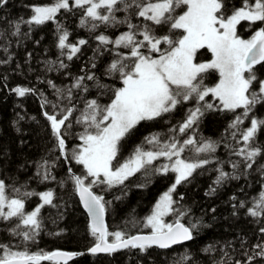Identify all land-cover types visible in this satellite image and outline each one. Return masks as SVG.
I'll return each instance as SVG.
<instances>
[{"label":"trees","instance_id":"16d2710c","mask_svg":"<svg viewBox=\"0 0 264 264\" xmlns=\"http://www.w3.org/2000/svg\"><path fill=\"white\" fill-rule=\"evenodd\" d=\"M51 2L52 0H9L0 9V33L4 34L0 38V61H3L0 63V179L10 186L7 190L10 197L25 200L26 212L34 210L43 201L39 195L24 197V192H53L52 205H45L41 209L42 229L35 243L24 242L22 236L12 235V229L20 223L18 219L12 218L0 219V244H10L14 251L24 250L26 245L29 252L63 250L82 253L68 264H177L185 256L188 259L182 261V264H237V261L248 264L250 256L254 257L251 264H264V257L255 255L260 251L255 246L264 243V233L260 232L264 228V216L257 218L248 214L254 198L264 191V175L257 171L259 165L264 164V157H257L252 169H245L241 163L240 168L234 170L231 164L242 159L233 152L245 147L241 133L250 127L251 119L264 120V104H258L238 129L230 128L229 125L243 110L232 112L222 110L220 106L205 111L192 128L180 133L178 128L186 119L188 110L196 106L194 100L178 105L175 110L159 118L140 122L121 141L117 156L119 163L132 157L137 147L145 151H155L154 145L146 140L154 135L161 142L168 141L173 136L181 142L188 137H193L197 142H215L214 152L201 153L199 156L200 159L207 158L212 162L198 168L172 194L176 201L173 207L187 213L181 222L186 226L197 225L193 231L194 239L169 249L153 246L144 252L131 248L102 254L88 251L96 240L90 233L88 216L80 203L75 182L71 179L72 175L86 176L83 166L71 159L72 150L82 143L79 134L84 130V126L75 123V119L79 117L87 101L96 99L101 105H107L113 98V90L122 87L119 75H110L108 69L113 60L117 59L116 51L127 54L130 49H114L111 44L101 45L96 36L104 34L115 39L129 29L126 24H120L115 27L101 25L95 31H89L88 28L80 26L83 15L81 9L73 8L71 12L61 10L56 19L69 32L68 42L76 43L79 39L88 41L71 61L67 60L66 55L60 54L61 50L57 47L59 33L54 22L42 26L33 25L31 30L28 25L21 24V34L11 35L15 29L10 22L21 18L27 20L32 15V6ZM231 3L239 7L241 0H231ZM180 12L181 9H177V13ZM116 15L123 19L127 13L118 12ZM132 23L142 25L151 22L135 16L133 10ZM154 27L158 36L169 34L167 25ZM261 27H264V23L242 21L237 26L238 35L242 38L250 37ZM181 31L174 30L171 34L179 36ZM137 39L142 37L138 36ZM210 57L211 53L203 50L199 59L206 61ZM59 60H63L68 67L59 68ZM255 67L258 78L264 79V65ZM89 74H94L95 79H85L83 82L88 88L87 92L83 88L72 87L77 77ZM218 81L219 74L210 72L204 83L212 87ZM18 86L35 89V92L19 97L11 91ZM69 88L72 89L71 102L67 98L61 99L57 92L60 89L66 97ZM205 99L219 106V101L211 96ZM45 100L49 103L42 107ZM53 103L57 104L55 110L51 106ZM73 106L75 109L69 118L72 127L67 129L65 136L66 159L57 146L50 122L44 113L56 114L60 108ZM173 129L176 131H172ZM233 132L236 133L235 138ZM250 143L264 148V127L258 129ZM191 147L185 149L181 158L194 155L189 150ZM44 160L49 162V171L55 179L44 180L42 175H37L38 171L43 172V169L38 168V162ZM170 163L167 158L159 157L151 165H146L130 176L123 184L93 186L92 191L103 196L106 202L105 214L109 232L123 231L128 235L148 232L144 226L146 218L161 194L174 183L176 175L171 171L156 172L155 169ZM218 168L229 174H238L239 178H228L217 185L214 181L219 174ZM92 179L94 178L87 177L85 184ZM13 187L20 188V193L13 192ZM212 188L215 189L214 192L210 191ZM241 201L244 202V207H240ZM166 219L174 222L177 215L170 213ZM24 230L26 229L22 225L17 229ZM111 238L110 236V241ZM41 264L54 262L42 261Z\"/></svg>","mask_w":264,"mask_h":264},{"label":"snow or ice","instance_id":"6c2138e0","mask_svg":"<svg viewBox=\"0 0 264 264\" xmlns=\"http://www.w3.org/2000/svg\"><path fill=\"white\" fill-rule=\"evenodd\" d=\"M8 2L9 0H0V9ZM73 8L83 11L79 23L89 31H95L101 25L115 27L120 24H126L129 29L115 39L104 34L96 36L101 45L111 44L114 49H130L127 54L116 51L117 59L113 60L108 69L110 75H119L122 87L113 90V98L107 105H101L96 99L87 101L85 108L75 119V123L83 125L84 130L79 134L82 143L72 150L71 159L83 166L86 176L72 175L71 179L74 180L80 200L91 217L90 233L96 242L88 251L93 254L113 253L131 248L144 252L153 246L169 249L173 245L193 240V231L197 225L186 226L181 222L187 213L173 207L176 201L172 193L198 168L212 162L207 158L200 159L199 156L201 153L214 152L215 142L203 140L197 142L193 137L181 142L174 136L168 141L161 142L154 135L146 140L154 145L155 151H145L137 147L133 156L123 163L117 160L119 146L140 122L159 118L190 100H194L196 106L188 110L186 119L178 128L180 133L192 128L205 111L220 106L222 110L232 112L237 109L243 110L229 125L230 128L238 129L258 104H264V79L258 78L255 67L264 65V27L255 31L250 39H242L237 31V26L242 21L264 23V0H241L239 7L231 3V0H71V2L52 0L51 3L32 6V15L29 19L21 18L10 22L15 29L11 35L21 34V24L28 25L31 30L33 25L42 26L54 22L59 33L57 47L61 50L60 54L66 55L67 60L71 61L81 52V46L88 41L79 39L76 43L68 42L69 32L56 17L61 10L71 12ZM177 9H181V12L177 13ZM133 10L135 16L151 23L133 24ZM118 12L127 15L120 19L116 15ZM164 25L168 26L169 34L158 36L154 26ZM174 30L182 31L179 36H174L171 34ZM3 35L0 33V38ZM138 36L142 39H137ZM203 50L211 53V57L201 62L199 56ZM67 67L63 60H59V68ZM92 67H95L94 63ZM210 72L219 74L218 83L212 87L204 83ZM85 79L94 80V74L77 77L72 87L83 88V91L87 92L88 88L83 83ZM48 83L55 88L51 81ZM11 91L19 97H24L28 93H34L35 89L18 86ZM57 92L60 93L61 99L67 98L71 102V88L67 90L66 97L60 89H57ZM209 96L218 100L219 106L205 99ZM48 103L45 100L41 106L44 107ZM51 106L54 110L57 108L55 103ZM74 109L75 106L60 108L56 114L44 113L50 122L57 146L66 159L68 157L65 136L67 129L72 127L69 118L73 115ZM262 127L264 120L252 118L250 127L241 133L245 147L235 149L233 152L242 158L231 162L234 170H238L241 163L245 169H252L257 157H264V148L250 143L258 129ZM232 135L235 138L236 133L233 132ZM188 146H192L189 150L194 155L181 158V154ZM159 157H165L171 163L163 164L155 171L163 173L171 171L176 175L174 183L163 193L152 214L146 218L144 226L150 228V234L128 235L123 231L109 232L104 221L106 202L103 196L92 191L93 186L123 184L130 176L141 171L146 165H151ZM173 157L176 159L173 160ZM114 161H117L116 164ZM38 168L43 169V172L38 171L37 175H42L44 180L55 179L51 176L47 160L38 162ZM217 171L219 174L214 181L217 185L228 178H239L238 174H229L222 168H218ZM257 171L264 175V164H260ZM69 172L71 173V168ZM87 177L94 179L85 184ZM9 187L0 179V219H18L20 223L12 229V235L22 236L24 242L35 243L42 229L41 209L45 205H52L53 192L38 194L24 192L22 194L24 197L39 195L43 201L34 210L26 212L25 200L10 197L7 192ZM12 190L20 193V188L13 187ZM210 191L214 192L215 189L212 188ZM244 206V202L241 201L240 207ZM170 213L177 215V219L171 223L164 219ZM248 214L257 218L264 216V191L254 198L253 206L248 208ZM21 225L26 230L17 231ZM133 225L135 226V222ZM260 232L264 233V228H261ZM110 236L113 238L111 241ZM255 247L260 249L255 255L264 257V243ZM0 253H2L0 264H41L42 261L68 264L74 256L82 255L64 251L29 252L26 245L24 250L14 251L10 244H0ZM187 259V256L182 257L177 264H182V261ZM253 259L254 257H248V264H251ZM237 264L240 262L237 261Z\"/></svg>","mask_w":264,"mask_h":264},{"label":"water","instance_id":"95a60500","mask_svg":"<svg viewBox=\"0 0 264 264\" xmlns=\"http://www.w3.org/2000/svg\"><path fill=\"white\" fill-rule=\"evenodd\" d=\"M77 195H78V197H79V193L77 192ZM79 200H80V197H79ZM80 203H81V205H82V207H83V209H84V211L86 212V214H87V216H88V219H89V223L91 224V217L89 216V214H88V212H87V210L84 208V206H83V203H82V201L80 200ZM104 221H105V224L107 225V223H106V214L104 215ZM147 234H150V232H141V233H136V234H133V235H147ZM186 242H188V241H186ZM186 242H183V243H186ZM183 243H181V244H183ZM94 246V245H93ZM174 246V245H173ZM92 247V246H91ZM90 247V248H91ZM89 248V249H90ZM58 251H63V250H58ZM64 252H68V251H64ZM71 253H77V252H71ZM97 254H102V253H97ZM77 256V255H76ZM76 256H74L72 259H74ZM71 259V260H72ZM71 260H69V261H71ZM68 261V262H69Z\"/></svg>","mask_w":264,"mask_h":264},{"label":"rangeland","instance_id":"374dc122","mask_svg":"<svg viewBox=\"0 0 264 264\" xmlns=\"http://www.w3.org/2000/svg\"><path fill=\"white\" fill-rule=\"evenodd\" d=\"M256 31H257V30H256ZM254 33H255V32H254ZM254 33H253L252 35H254ZM252 35H251L250 37H247V38H242V37H241V38H242V39H250V38L252 37ZM200 61L203 62L202 60H200ZM217 83H218V82H217ZM174 160H175V159H174ZM122 163H123V162H122ZM86 184H88V183H86ZM170 187H171V186H170ZM170 187H169V188H170ZM169 188H168L166 191H168ZM166 191H164V192H166ZM164 192H163V193H164ZM163 193L161 194V196L163 195ZM172 194H173V193H172ZM161 196H160V197H161ZM160 197H159V199H160ZM159 199L156 201V203L159 201ZM156 203H155L154 206H153V209H152V211H151V214H152V212H153V210H154V207H155ZM151 214H150V215H151ZM164 219L166 220V222L171 223V221H170V220H167L166 217H165ZM147 231L150 232V228L147 227ZM112 239H113V238H111V240H112Z\"/></svg>","mask_w":264,"mask_h":264},{"label":"bare ground","instance_id":"6f19581e","mask_svg":"<svg viewBox=\"0 0 264 264\" xmlns=\"http://www.w3.org/2000/svg\"><path fill=\"white\" fill-rule=\"evenodd\" d=\"M260 26V25H259ZM248 28H250V27H248ZM257 28V27H256ZM213 81H214V79H213ZM161 139V138H160ZM164 139V138H163ZM165 140V139H164ZM209 170V169H208ZM209 176V175H208ZM206 178V177H205ZM250 180V179H249ZM253 180V179H252ZM236 183V182H235ZM258 188V187H257ZM102 189V188H101ZM246 189V188H245ZM248 189V188H247ZM100 190V189H99ZM98 190V191H99ZM103 190V189H102ZM114 191V190H113ZM247 197V196H246ZM250 204V203H249ZM109 205V204H108ZM179 208V207H178ZM238 208V207H237ZM199 213V212H198ZM241 213V212H240ZM115 215V214H114ZM198 216V215H197ZM185 217V216H184ZM115 218V217H114ZM118 218V217H117ZM116 218V219H117ZM187 219V218H186ZM245 219V218H244ZM118 220V219H117ZM248 220V219H247ZM119 224V223H118ZM136 228V227H135ZM115 229V228H114ZM130 230V229H129ZM132 230V229H131ZM91 243V242H90ZM89 248V247H88ZM84 250H85V247H84ZM136 255V254H135ZM131 257V256H130ZM143 258V257H142ZM95 259V258H94Z\"/></svg>","mask_w":264,"mask_h":264}]
</instances>
